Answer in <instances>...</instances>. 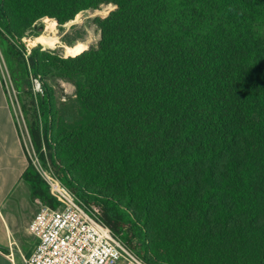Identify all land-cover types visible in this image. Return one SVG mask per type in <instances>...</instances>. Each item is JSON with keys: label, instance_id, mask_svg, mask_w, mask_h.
I'll use <instances>...</instances> for the list:
<instances>
[{"label": "trees", "instance_id": "1", "mask_svg": "<svg viewBox=\"0 0 264 264\" xmlns=\"http://www.w3.org/2000/svg\"><path fill=\"white\" fill-rule=\"evenodd\" d=\"M109 4L96 47L27 53L40 21ZM0 51L38 159L127 248L264 264V0H0ZM24 179L58 206L30 161Z\"/></svg>", "mask_w": 264, "mask_h": 264}, {"label": "built area", "instance_id": "2", "mask_svg": "<svg viewBox=\"0 0 264 264\" xmlns=\"http://www.w3.org/2000/svg\"><path fill=\"white\" fill-rule=\"evenodd\" d=\"M27 48V53H29ZM2 81L7 90V83ZM35 91L40 84L33 80ZM8 94V91H7ZM19 133L27 157L45 183L49 195L57 202L56 208L35 199L37 212L29 224V231L37 243L25 264H147L141 257L127 248L101 221L97 206H88L77 198L55 176L49 166L38 159L26 125ZM27 140V141H26Z\"/></svg>", "mask_w": 264, "mask_h": 264}, {"label": "crops", "instance_id": "3", "mask_svg": "<svg viewBox=\"0 0 264 264\" xmlns=\"http://www.w3.org/2000/svg\"><path fill=\"white\" fill-rule=\"evenodd\" d=\"M29 167L23 141L0 74V264H25L36 238L28 227L37 212L24 179Z\"/></svg>", "mask_w": 264, "mask_h": 264}, {"label": "rangeland", "instance_id": "4", "mask_svg": "<svg viewBox=\"0 0 264 264\" xmlns=\"http://www.w3.org/2000/svg\"><path fill=\"white\" fill-rule=\"evenodd\" d=\"M114 9L115 6L111 4L103 5L97 10L78 14L72 21L62 26H58L55 21L47 22V19H44L37 24L40 31L38 37L42 36L43 38H47L49 39V42L43 40L37 41L36 39L38 37H35L34 33L31 31H26L21 41L25 44L26 48H29V50L39 45L42 47V50L56 51L57 54L64 58L77 55L90 47H96L100 40V33L97 30L95 21L106 18ZM77 46H82L84 49L78 52H76L77 50H74V52L70 50L77 48ZM0 69L3 78L7 83L8 97L16 121L18 120L21 128H23L25 122L16 98V91L13 89L10 81L9 72L1 51ZM47 83L52 86L57 102H65L70 98H74L75 88L71 83L59 79L48 80Z\"/></svg>", "mask_w": 264, "mask_h": 264}, {"label": "bare ground", "instance_id": "5", "mask_svg": "<svg viewBox=\"0 0 264 264\" xmlns=\"http://www.w3.org/2000/svg\"><path fill=\"white\" fill-rule=\"evenodd\" d=\"M48 21H49V20H47V22H48ZM36 40H37V41H41V40H43V41H45V42H49V39H47V38H43L42 36L38 37ZM82 49H84V47H82V46H77V48H75V49H70V50L73 51V52H74V50H77L76 52H78V51H80V50H82Z\"/></svg>", "mask_w": 264, "mask_h": 264}]
</instances>
